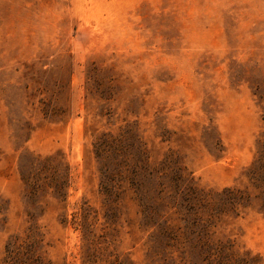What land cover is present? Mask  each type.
Here are the masks:
<instances>
[{
  "label": "rangeland",
  "instance_id": "374dc122",
  "mask_svg": "<svg viewBox=\"0 0 264 264\" xmlns=\"http://www.w3.org/2000/svg\"><path fill=\"white\" fill-rule=\"evenodd\" d=\"M104 134L200 189L245 188L264 149V0H0V264H88L89 249L97 264H203L152 238L184 226L175 209L149 221L129 187L105 194ZM36 157L61 163V196L30 195ZM212 222L214 242L264 264L263 214Z\"/></svg>",
  "mask_w": 264,
  "mask_h": 264
},
{
  "label": "trees",
  "instance_id": "16d2710c",
  "mask_svg": "<svg viewBox=\"0 0 264 264\" xmlns=\"http://www.w3.org/2000/svg\"><path fill=\"white\" fill-rule=\"evenodd\" d=\"M126 142L124 135L104 134L95 144L103 175L102 189L113 197L117 196V190L124 193L129 187L145 204V218L149 221L158 215L160 208L175 209L184 226H171L168 222L158 226L159 231L157 228L152 236L160 244L158 247L177 246V251L203 264H260L258 257H251L250 253L239 256L228 242H214L211 228L213 219L224 214L239 216L241 211L256 209L264 215V149L247 170L245 188L228 187L215 192L200 189L173 158L153 165L143 148L137 151V145ZM62 169L54 157H36L22 179L32 196L44 188H51L61 196L66 177ZM86 258L88 264L101 261L90 249ZM187 263L192 264L189 260ZM110 264L133 263L117 257Z\"/></svg>",
  "mask_w": 264,
  "mask_h": 264
}]
</instances>
